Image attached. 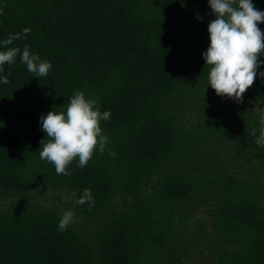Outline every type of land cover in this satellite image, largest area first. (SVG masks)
I'll list each match as a JSON object with an SVG mask.
<instances>
[{"label":"trees","instance_id":"obj_1","mask_svg":"<svg viewBox=\"0 0 264 264\" xmlns=\"http://www.w3.org/2000/svg\"><path fill=\"white\" fill-rule=\"evenodd\" d=\"M252 3L264 12V0ZM214 19L209 0H0V42L30 28L8 47L22 51L27 46L53 65L46 77H34L18 56L0 73L10 80L0 83V166L12 174L0 180V264H144L147 244L159 252L156 263L187 264L188 219L212 190L228 194L217 213L227 232L245 239L251 263L264 264V190L244 185L238 175L229 180L227 170H167L183 150L194 155L189 147L201 129L186 124L176 108L195 101L200 120L208 117L222 125L244 106L220 107L223 97L209 84L203 53ZM257 26L264 33V23ZM5 50L0 43V51ZM260 72L264 64L244 94L243 143L264 168V147L255 143L259 133L251 134L264 109ZM76 91L98 96L100 111L111 113L101 123L109 138L106 153L95 170L70 168L72 175L64 176L54 169L45 183L76 199L85 188L91 191L95 205L80 207L100 220L94 235L77 231L74 224L58 231L62 217L54 211L31 214V194L17 186L19 165L34 153L40 156L46 139L41 115L66 111ZM214 200L210 196L209 204ZM83 240L97 242V263L87 256ZM202 244L211 264H232L217 246Z\"/></svg>","mask_w":264,"mask_h":264},{"label":"clouds","instance_id":"obj_2","mask_svg":"<svg viewBox=\"0 0 264 264\" xmlns=\"http://www.w3.org/2000/svg\"><path fill=\"white\" fill-rule=\"evenodd\" d=\"M209 6L215 15L208 25L210 44L203 53V59L209 66V84L218 96L242 103L244 94L254 84L257 70L264 64L259 59L264 56V33L257 26L264 23V12L259 11L252 0H209ZM197 19L202 17L197 16ZM30 31V28H25L23 36L21 33L12 34L0 42L6 48L0 51V73L4 72L5 65L15 64L19 56L20 62L34 77L49 74L53 65L31 53L27 46L22 51L19 47H8ZM259 75L264 78V72ZM0 83L9 84L8 76H0ZM98 102V96L86 98L84 92L76 91L66 111L52 110L41 115L40 123L46 139L41 141L40 159L53 164L58 175L71 176L68 169L74 161L83 168L93 158L94 152H105L109 138L103 133L101 123L110 119L111 113L101 112ZM257 118L259 126L251 134L257 136L258 132L255 143L264 147V109L258 111ZM109 155L115 157L116 153L109 150ZM75 203H87L92 208L95 200L91 191L85 188ZM75 222V213L66 211L59 221L58 231H66Z\"/></svg>","mask_w":264,"mask_h":264},{"label":"rangeland","instance_id":"obj_3","mask_svg":"<svg viewBox=\"0 0 264 264\" xmlns=\"http://www.w3.org/2000/svg\"><path fill=\"white\" fill-rule=\"evenodd\" d=\"M195 98L201 96L196 93L191 94ZM176 98H180L179 95ZM248 100L243 96V102L237 103L232 99L223 97L219 103L220 107H238L242 104L243 107L237 108V112L229 113L228 121L222 125L208 117L200 120L202 115L198 113L193 107L198 103L195 101H186L180 108L176 110L187 120L186 124L194 122L201 127L198 132L197 139L189 147L193 150L194 155L190 154L189 149L183 150L176 158V160L167 166V170L172 172V169H189L196 170H220L229 171L231 174L230 179L234 177L241 178L240 182L249 187H256L258 191L264 190V168L248 153L243 143L245 140L246 132L244 131V119L248 116L246 109ZM256 106V105H255ZM259 109V106H256ZM200 120V121H199ZM217 125V126H216ZM104 152L103 154H105ZM103 154L98 151L94 152L93 158L88 162L86 167L80 168L77 166L76 161L69 167L75 168L79 171H92L97 169L99 162L102 161ZM78 159V158H77ZM133 164V163H132ZM134 165V164H133ZM134 167V166H133ZM55 167L53 164L42 161L39 155L35 153L30 157L27 163L19 165L17 170V177L21 180V184L17 186L23 190H29L33 201V209L31 214H38L44 211H54L61 217L66 211H73L75 213L74 223L77 231L88 232L94 235L100 228V220L95 217H90L91 209L81 208L80 205L75 203L76 195L65 190L56 189L51 185L46 184V176L53 175ZM144 171L141 167L139 172ZM55 173V172H54ZM5 174H11V169H5L0 166V180L3 179ZM54 178V177H53ZM24 187L26 189H24ZM257 197L260 193L254 190ZM210 196L215 198L209 204ZM203 202L198 201L193 209L191 218L188 219L187 241L190 244L186 248V253L183 255L184 261L187 264H211L213 258L207 252L203 242L211 243L219 248L221 252H225L231 258L232 264H253L251 258L246 252V241L240 235H234L227 232L225 225L218 217V209L223 206L228 199L226 191L212 190L205 193L202 197ZM191 208H186V210ZM186 229V230H187ZM199 229L202 231L199 232ZM90 236H85L88 239ZM84 249L89 259L98 262V244L96 241H85ZM149 250L146 254L144 264H158L154 261L155 256L159 253L151 244H147ZM167 256H171L169 253ZM162 264V263H161ZM256 264V263H254Z\"/></svg>","mask_w":264,"mask_h":264}]
</instances>
